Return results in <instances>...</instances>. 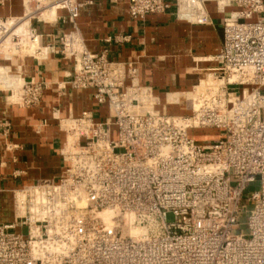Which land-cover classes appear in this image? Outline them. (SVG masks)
Returning a JSON list of instances; mask_svg holds the SVG:
<instances>
[{
    "label": "built area",
    "instance_id": "1",
    "mask_svg": "<svg viewBox=\"0 0 264 264\" xmlns=\"http://www.w3.org/2000/svg\"><path fill=\"white\" fill-rule=\"evenodd\" d=\"M82 1L56 0L35 16L50 24L43 16L54 8L75 23ZM211 2L230 10L220 69L190 116L161 112L134 62L90 52L77 29L61 37L59 53L74 69L60 88L92 90L109 117L62 120L65 167L14 192L15 219L0 223V264H264V0H131L128 13L209 25ZM10 21L0 20V33ZM30 33L44 58L52 49ZM7 76L9 102L41 103L45 82ZM207 130L220 136L199 141L195 133Z\"/></svg>",
    "mask_w": 264,
    "mask_h": 264
},
{
    "label": "crops",
    "instance_id": "2",
    "mask_svg": "<svg viewBox=\"0 0 264 264\" xmlns=\"http://www.w3.org/2000/svg\"><path fill=\"white\" fill-rule=\"evenodd\" d=\"M53 1L8 0L0 5V20H20L33 13L29 26L41 36V44L52 49L44 58L14 56L4 67L25 81L46 83L38 106L26 108L9 102V83L0 77V223L15 219L16 190L40 180L57 179L62 173L65 163L61 149L66 133L60 118L91 113L96 121L103 122L109 117L108 108L95 101L92 90L70 92L71 88H60L74 69V62L59 53L64 34L77 29L90 52L107 50L113 61L134 62L141 84L151 86L161 104L167 106V101L182 103L183 97L176 93L193 91L202 77L220 69L215 56L223 44V22L230 10H219L215 3L207 4L209 25L179 20L174 13L134 20L128 13L131 0H83L75 23L65 11H58L50 24L40 22L35 16L38 9ZM117 35H130L132 40L126 44L107 42ZM195 136L210 144L220 135L207 130Z\"/></svg>",
    "mask_w": 264,
    "mask_h": 264
},
{
    "label": "bare ground",
    "instance_id": "3",
    "mask_svg": "<svg viewBox=\"0 0 264 264\" xmlns=\"http://www.w3.org/2000/svg\"><path fill=\"white\" fill-rule=\"evenodd\" d=\"M27 1V0H26ZM30 10V9H29ZM29 14V13H28ZM57 15V11L56 9L52 8V9H49L45 15L43 16L46 20H48L49 22H54L55 21V17ZM29 17L30 15H27V17H25L24 19L20 20L19 22L13 20V21H10L9 23H7L5 25V27L2 29L4 31H2L1 33L4 34L5 31H8L11 32V35H9L5 41V45H11L12 47H10L11 49H13L15 52V50L17 52H19L20 48L22 47V45H26L28 44V49H30L29 53L30 56H32V54H36V48H37V43L34 42V40L32 39L31 37V33H30V27H29ZM16 22V23H15ZM0 33V34H1ZM6 33V32H5ZM14 35H18L21 37V43H19V45L17 44H13V41L11 40V37L14 36ZM11 40V41H10ZM25 42V43H24ZM27 46V45H26ZM21 51V50H20ZM23 51V50H22ZM27 51V50H26ZM48 56V55H47ZM46 59L48 57H45ZM0 77L1 78H9V76H7V69L4 68V67H1L0 66ZM12 77H10L11 79ZM15 80V79H14ZM12 81V80H11ZM213 84H215V82L213 81V79L211 78V76H207L206 79L204 80H200L199 81V84L194 88V91L193 92H188V93H176V94H181L183 96V102L182 103H179L178 101H167L169 104H175V105H179V106H184V100H186L185 96L187 98H190L192 96V99L194 100V102L196 101V99L198 98V96L200 94H202L205 89L208 87V86H212ZM171 95V94H169ZM167 95V97L169 96ZM166 97V99H167ZM191 99V98H190ZM196 103V102H195ZM22 200V197L20 198V203L23 205V201ZM23 207V206H22ZM21 207V208H22ZM24 209V207H23ZM23 212V211H22Z\"/></svg>",
    "mask_w": 264,
    "mask_h": 264
},
{
    "label": "rangeland",
    "instance_id": "4",
    "mask_svg": "<svg viewBox=\"0 0 264 264\" xmlns=\"http://www.w3.org/2000/svg\"><path fill=\"white\" fill-rule=\"evenodd\" d=\"M16 23V22H15ZM6 32V33H5ZM3 35L0 36V38H3V40H6L7 38H9L8 36L11 35V32L8 33V31H5ZM11 40L13 41V44L14 43H19V41L21 40V37H15V36H12L11 37ZM10 40V41H11ZM1 42V41H0ZM3 42V41H2ZM25 43V42H24ZM27 45V46H26ZM26 45H22V47L20 48L19 52H17L15 50V52H13L14 50H12L10 47H12L11 45H0V66L1 67H8L6 66V62L9 64L11 61H8L7 58H10V57H14V56H30L29 51L30 49H28V44ZM4 46V47H3ZM3 47V48H2ZM23 50V51H22ZM27 50V51H26ZM33 55V54H32ZM35 57H37V54H35ZM5 62V63H4ZM11 72V71H10ZM11 75H15L11 72ZM206 79V76L205 77H202V80ZM68 90V89H67ZM70 92L72 91H78V90H74V89H71L69 90ZM194 91V90H193ZM193 91H188V92H193ZM187 92V93H188ZM178 93H181V92H178ZM10 96V95H9ZM182 95H178V97L181 98ZM183 97V96H182ZM175 98V97H174ZM186 100H184V106H179V105H175V104H169L170 106H167L164 103H162L160 106H159V110H160V107L162 108L161 112H165L168 116H171V115H178V116H190L192 115L193 113V107L195 105V102L194 100L192 99V96L190 98H187L185 96ZM161 103V102H160ZM167 103V102H166ZM166 105V106H165ZM62 120H66L65 118H60ZM61 120V121H62ZM214 138V137H212ZM258 185L257 184H254L252 186V188H257ZM14 203V201H13ZM252 207L251 206H248V210H250ZM15 210V209H14ZM242 228H244V226H242Z\"/></svg>",
    "mask_w": 264,
    "mask_h": 264
}]
</instances>
